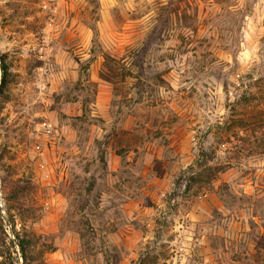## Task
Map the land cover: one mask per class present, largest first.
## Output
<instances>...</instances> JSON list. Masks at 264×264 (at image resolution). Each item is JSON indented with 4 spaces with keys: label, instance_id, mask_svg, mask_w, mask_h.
<instances>
[{
    "label": "rangeland",
    "instance_id": "374dc122",
    "mask_svg": "<svg viewBox=\"0 0 264 264\" xmlns=\"http://www.w3.org/2000/svg\"><path fill=\"white\" fill-rule=\"evenodd\" d=\"M1 55L7 240L40 235L45 264H264V0H0Z\"/></svg>",
    "mask_w": 264,
    "mask_h": 264
},
{
    "label": "trees",
    "instance_id": "16d2710c",
    "mask_svg": "<svg viewBox=\"0 0 264 264\" xmlns=\"http://www.w3.org/2000/svg\"><path fill=\"white\" fill-rule=\"evenodd\" d=\"M92 58H89L85 63H82L80 66V75L83 76L85 81H87L88 74L87 70L89 68V64ZM0 69H1V78H0V93L3 88L9 82V72L8 65L4 60L3 55L0 56ZM206 155L205 152H201V156ZM206 159H204L205 161ZM207 161V160H206ZM205 164V162H204ZM198 165H202L200 162ZM217 168V167H216ZM215 169V168H214ZM203 170H208L210 175L203 179L201 177V170L193 172L191 175V180L193 182L198 183L201 187L210 182V179L213 178L214 171L211 166H204ZM217 171V170H216ZM26 191V185L13 183L11 186V192L7 195L8 201H16L24 195ZM14 207V206H13ZM21 204H16V208L19 210ZM7 234L5 229L3 228V220L0 215V264H45L42 260L43 253L47 250H52V246L42 239L40 235H35L31 233L19 232L13 233V238L9 240L6 239ZM14 254H17V258L14 257ZM20 258V262L16 261ZM142 262V260H141Z\"/></svg>",
    "mask_w": 264,
    "mask_h": 264
}]
</instances>
